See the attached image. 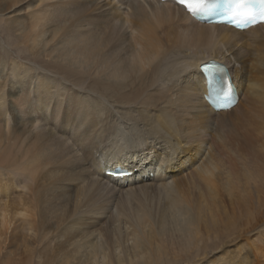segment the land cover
Segmentation results:
<instances>
[{
    "label": "bare ground",
    "instance_id": "obj_1",
    "mask_svg": "<svg viewBox=\"0 0 264 264\" xmlns=\"http://www.w3.org/2000/svg\"><path fill=\"white\" fill-rule=\"evenodd\" d=\"M2 33L20 85L0 88V264H264V24L207 25L171 1L0 0ZM210 60L237 87L230 110L204 99ZM128 121L152 138L124 136ZM107 140L115 153L94 155ZM150 186L167 206L107 201Z\"/></svg>",
    "mask_w": 264,
    "mask_h": 264
},
{
    "label": "rangeland",
    "instance_id": "obj_2",
    "mask_svg": "<svg viewBox=\"0 0 264 264\" xmlns=\"http://www.w3.org/2000/svg\"><path fill=\"white\" fill-rule=\"evenodd\" d=\"M0 70H1V74H2V78L0 77V88L1 87H3V82L4 81H6L8 84L6 85V86H8V87H3L4 88V91L5 92H7V90H8V88H9V90H10V86H12V85H15L16 87H19V83L20 82H16L17 81V79L16 78H12L11 76H9L10 74H9V70H10V68H11V63H12V61L11 60H13L14 59V57L16 58V54H17V52L15 51V50H13L12 49V47L10 46V45H8L7 44V42H6V40H7V38H6V34L5 33H2V35H0ZM4 37V38H3ZM2 39V40H1ZM3 41V42H2ZM9 48H11V50L9 49ZM6 50H8V51H6ZM9 50H10V53H8L9 52ZM6 51V52H5ZM7 54V55H6ZM8 54H9V56H8ZM12 58V59H11ZM2 60V61H1ZM3 62V63H2ZM10 65V66H9ZM7 68V69H6ZM8 75V76H7ZM6 76H7V78H6ZM14 79V80H13ZM34 81H36L35 79H34ZM15 83V84H14ZM7 94V93H6ZM8 96V95H7ZM34 96V95H33ZM6 99H8V97L6 98ZM7 101V100H6ZM31 102H30V104L33 102V105H36L34 108H33V110L36 108L37 109V111L36 112H42L43 111V109L45 110L46 108H42V109H40V108H37V104H38V102H36V100H35V96L30 100ZM10 107L11 105H12V102L11 101H7L6 102V107H7V109H9V107ZM52 106V105H51ZM50 109H49V111H47L46 110V112L49 114L48 115V120H47V123H46V126H47V129H48V131L50 130V131H53V132H55V133H57V134H59L60 136L61 135H63V134H65V133H61L62 132V128H61V126H62V124L60 123L61 122V120L59 119V118H57V114H54L53 112H51V107H49ZM40 110V111H39ZM42 110V111H41ZM8 113H9V111H8ZM4 114V113H3ZM53 115H55L56 116V118H54L55 116H53ZM51 116L53 117V118H51ZM39 117H41V116H39ZM42 118V117H41ZM58 119V120H57ZM1 120V119H0ZM3 120H5V117L3 116ZM54 120H56V121H59V122H56L55 123V121ZM12 121V120H11ZM127 124V126H126V128L125 127H120L121 126V123H119L118 124V127H119V129H120V131H121V133L124 135V136H126L127 138H130V139H135V140H137V143L140 141V140H142L141 142H145L146 143V141L147 140H150L152 137H150V133H147L146 135H143V136H138V133H137V129H135V126H134V124H138L136 121H128V122H125V125ZM52 125V126H51ZM51 127H53V128H51ZM49 128H51V129H49ZM59 128H61L60 130H59ZM53 129H57V131L55 130H53ZM59 130V131H58ZM66 137V135H64V138ZM140 139V140H139ZM108 141V140H107ZM111 142H104V143H102V146H100V147H98V148H96V149H94V155L95 154H99V153H101L102 155H106V156H109V155H111V154H114L115 153V151H114V148L112 149L110 146H109V144H110ZM140 143V142H139ZM103 145H104V147H103ZM107 145V146H106ZM135 145H137V144H135ZM103 147V148H102ZM106 149H108V150H106ZM111 149H112V151H111ZM122 150H124V149H122ZM113 151H114V153H113ZM117 153V152H116ZM10 176H11V178H13V179H11V178H8L10 181H12V182H15V181H17V176H15V175H12V174H10ZM150 190H149V189ZM153 188V189H152ZM18 189V188H17ZM14 192H15V190H14ZM161 191L160 190H158L157 189V187H153V186H150V187H145V188H143L142 190H139L137 193H135V194H133V195H130V196H127L126 195V193H120V192H111L110 193V195H109V197L108 198H110V199H107V201L108 202H110V204L112 205V210H115V208H120V207H122V208H124V206H128V204H131V205H133V206H135L136 205V203L140 200V199H143V200H145L144 198H146V200H145V202H146V204L148 205V206H150L153 210H157V208H163V207H165V206H167V202H165L164 200H163V198H162V196H161ZM12 195H15V193H12ZM115 195H116V197H115ZM138 195V196H137ZM114 196V197H113ZM137 196V197H136ZM130 197V198H129ZM157 197H159V198H157ZM160 198L162 199V200H160ZM133 199V200H132ZM114 200V201H113ZM135 200V201H134ZM152 203V204H151ZM109 204V203H108ZM118 204V205H117ZM152 205V206H151ZM108 214H109V212H108ZM125 222H127V223H125ZM129 222V223H128ZM109 223V222H108ZM111 223V224H110ZM109 224H108V227H113V223L112 222H110ZM132 222L131 221H129V220H124V219H122V221H121V225H120V227H119V229H117V231L116 232H114L113 233V235H112V237L110 236V234H108V231H107V239L108 240H113V241H115V244H116V242H120V241H124L125 239H126V236H128L129 234H128V232H129V230L132 228V224H131ZM103 224V223H102ZM128 224H130V225H128ZM124 225V226H123ZM129 226H131V227H129ZM144 229H145V227H143ZM147 228V227H146ZM106 235V234H105ZM123 235V236H122ZM106 237V236H105ZM110 244L111 245H113L114 243H112L111 241H110Z\"/></svg>",
    "mask_w": 264,
    "mask_h": 264
},
{
    "label": "snow or ice",
    "instance_id": "obj_3",
    "mask_svg": "<svg viewBox=\"0 0 264 264\" xmlns=\"http://www.w3.org/2000/svg\"><path fill=\"white\" fill-rule=\"evenodd\" d=\"M179 2L194 15L208 12L215 6V0H195V4L192 0H179ZM225 3L229 6L233 16L240 15L241 10L249 8L250 5L258 4L260 6V19L264 21V0H225ZM243 14L252 15V12L249 10Z\"/></svg>",
    "mask_w": 264,
    "mask_h": 264
}]
</instances>
